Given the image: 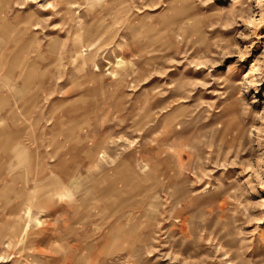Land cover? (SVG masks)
Listing matches in <instances>:
<instances>
[{
  "label": "rangeland",
  "instance_id": "rangeland-1",
  "mask_svg": "<svg viewBox=\"0 0 264 264\" xmlns=\"http://www.w3.org/2000/svg\"><path fill=\"white\" fill-rule=\"evenodd\" d=\"M0 264H264V0H0Z\"/></svg>",
  "mask_w": 264,
  "mask_h": 264
},
{
  "label": "bare ground",
  "instance_id": "bare-ground-1",
  "mask_svg": "<svg viewBox=\"0 0 264 264\" xmlns=\"http://www.w3.org/2000/svg\"><path fill=\"white\" fill-rule=\"evenodd\" d=\"M238 5V4H237ZM241 5V4H240ZM14 136V135H13ZM16 138V137H15ZM21 142V141H20ZM26 153V155L28 156L29 152H30V149L28 148V146L26 145H22V144H13V143H8V148H7V153L8 155L10 154H14L15 156H21L20 154L21 153ZM32 156V154H31ZM21 159V158H20ZM26 161H28V159L25 158ZM29 177V176H28ZM29 179V178H28ZM27 179V180H28Z\"/></svg>",
  "mask_w": 264,
  "mask_h": 264
}]
</instances>
